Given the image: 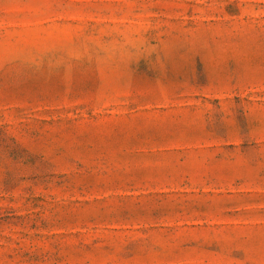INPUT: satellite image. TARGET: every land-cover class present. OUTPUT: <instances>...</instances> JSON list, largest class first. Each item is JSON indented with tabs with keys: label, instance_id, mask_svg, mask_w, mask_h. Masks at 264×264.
<instances>
[{
	"label": "rangeland",
	"instance_id": "obj_1",
	"mask_svg": "<svg viewBox=\"0 0 264 264\" xmlns=\"http://www.w3.org/2000/svg\"><path fill=\"white\" fill-rule=\"evenodd\" d=\"M0 264H264V0H0Z\"/></svg>",
	"mask_w": 264,
	"mask_h": 264
}]
</instances>
